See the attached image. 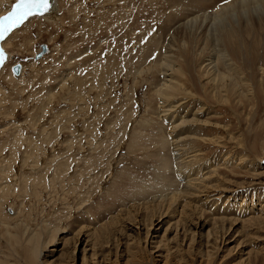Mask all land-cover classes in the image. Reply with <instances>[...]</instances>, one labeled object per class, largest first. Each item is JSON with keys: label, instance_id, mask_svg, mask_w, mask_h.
I'll list each match as a JSON object with an SVG mask.
<instances>
[{"label": "rangeland", "instance_id": "374dc122", "mask_svg": "<svg viewBox=\"0 0 264 264\" xmlns=\"http://www.w3.org/2000/svg\"><path fill=\"white\" fill-rule=\"evenodd\" d=\"M14 3L0 0V16ZM190 3L57 0L55 17L32 16L3 40L0 264H264L260 255L264 223L249 219L264 212V36L259 38L262 45L249 37L245 43L227 45L238 66L234 80L248 85L240 84L234 91L220 88L228 100L213 97L208 76L200 68L216 61L215 47L220 43L204 50L203 40L193 43L197 23L190 20L197 13L183 19L191 11ZM209 9L204 13L213 15ZM203 27L205 37H214V26ZM185 40L190 42L187 61L181 63L189 75L186 91L193 97L183 96L178 103L184 104L175 108L173 120L184 113L192 118L200 104L205 106L194 133L198 138L178 150L169 141L164 147L160 143L163 133L171 136L168 120L174 108L169 105L174 103H167L171 112L163 117L154 93L163 74L155 65L164 54L184 55ZM42 43L49 50L36 58ZM17 62L23 68L19 76L12 69ZM174 152H180V161L181 154L191 159L205 177L219 165L220 179L232 181L228 184L233 187L224 194L211 187L218 183L214 182L209 191L182 197L189 202L184 221L196 222L197 216L206 221L202 229L183 226L176 217L182 215L179 205L167 207L178 211L175 217L166 216L162 207V217L154 218L152 225L142 220L144 213L136 217L141 221H127L133 206L139 212L145 209V198L151 201L150 195L139 193L156 183L159 159ZM226 156L228 160H223ZM248 200L256 202L255 207H243ZM198 207L228 218L222 222L229 229L206 212L191 216ZM122 218L124 225L101 233L106 238L99 244L91 238L86 250L85 243L75 244L79 233L88 230L82 226L88 225L90 233ZM33 234L37 239L28 242ZM53 237L54 244L35 257L33 246Z\"/></svg>", "mask_w": 264, "mask_h": 264}, {"label": "bare ground", "instance_id": "6f19581e", "mask_svg": "<svg viewBox=\"0 0 264 264\" xmlns=\"http://www.w3.org/2000/svg\"><path fill=\"white\" fill-rule=\"evenodd\" d=\"M56 1L57 0H50V8H49V11L46 12L47 13V15L45 16L46 18H48V17L53 18L56 16ZM189 6H191L192 8H190L188 10H191L192 12L190 11V13L188 12L187 14H185V17L183 19L185 22L186 19H188L189 15L197 13V17L195 18V20H193L194 18H192L193 21L190 20L191 23H197L195 25V27H196V29L194 31L195 33L193 34V37H192L193 43L194 42L195 43H199V42L201 43V41L203 40L204 41V43H203L204 47L202 48V50H204L205 46H208L210 44L213 46L214 43H216V42H218L217 44L220 43V46L215 47L216 48L215 57L217 58L216 61L215 60H211V62L208 61L209 63H207L206 66L201 67L200 69L204 71V75L208 76L207 77V80H208L207 84L210 85L213 89V91H212L213 97L219 95L222 98L228 100V97H227L228 93L226 92V90L224 91L220 88L227 89L228 91H234V90H236V88H238L240 86V84L241 85H245V84L242 81H241V83L236 82L233 78V75L236 74L238 71L237 70L238 66L233 59L234 56L232 57L233 53L230 52V50H228L227 45L236 44L238 42L240 44H242L246 37H249L250 40L254 39V41L256 43L260 42L259 38L262 35L264 36V0H223V1L222 0H215V1L214 0H211V1L191 0L190 5L188 4L187 7H189ZM194 7H196L197 9H195ZM210 7H211V9L212 8L213 9H212V13H210L211 11L209 13L213 14V15H206V13H207L206 11L210 10L209 9ZM200 11H203L202 13H204V11H205L206 13L201 15V14H199ZM41 16H44V15H41ZM205 23H208L209 25H211V27L214 26V31L211 34V35H214V37L213 36H212V38H209V36L205 37L206 33H207V29H205V31H206L205 35H204L205 31H203V32L201 31V30H203V28H204L203 26L205 25ZM185 25H186V23H185ZM169 27H171V26H169ZM177 31H179V30H177ZM180 31H181V29H180ZM186 32H188V31H185V33ZM202 33H203V35H202ZM190 34L191 33H189V35ZM182 35H184V34H182ZM6 36L3 39H0V49H3V51H4L3 40L6 38ZM179 36H180V34H179ZM176 38L174 36V40ZM189 39H191V38L189 37ZM181 40H184V39L181 38ZM261 42H262V40H261ZM261 42H260V44H261ZM182 43H184L183 46L181 45L182 50L185 51V53H183L184 55H182V54L177 55L178 53L177 54H171V52H170V54H164L165 55L164 59H162L161 61H158L157 64L155 65L156 66L155 69L156 68L159 69L160 73L163 74L162 78H161V82H160V84H162V85L159 86L158 85L159 83H158L154 87L155 92L152 90L154 93H156V95L160 99V104H161L160 106L162 107L161 108V114L163 117H166L167 112L170 110V109H166L167 103H170L171 101H172V103H174V105H172V106L169 105L170 108L171 107L174 108L173 113H171V114H173V116L170 117L168 120V125H169L168 130L169 131H167V132H168V134L170 133L171 136H167V134H166V136H164L165 134L163 133L162 134L163 138H161L160 143H162L163 147H164L165 146L164 143H167L169 141L171 143V146H173V147L177 146L178 150L182 146V144L188 145V143H191L194 141L193 139L198 138V137H195L196 134H194V133L201 126V125H199V127L197 128V126H198L197 123L200 122L199 119H200V117L203 116V115H199V113H200V111H202L204 109V106H205V105L200 104L199 111L196 112L192 118H188V116L184 115L185 114L184 113V114H179V117L177 120H173V119H175L174 118L175 113L177 112L176 109L180 107L178 105L182 106L184 104V103L180 104L178 102L181 99L185 98L183 96H189V97L192 96L191 93L186 91V89H187L186 85L187 84H185V80L188 78L189 75H187V71L184 69V67L181 63V62H184L182 60L187 61L185 59L186 58L185 56L187 55L186 50L188 49V48H186V46L190 42L188 41V44H187V41L185 40ZM232 46H234V45H232ZM195 47H196V45H195ZM245 47L246 46H244V48ZM168 49H170V48H168ZM175 52H176V50H175ZM178 58H180V59H178ZM5 62H6V54H5V59L3 61V64L0 67V70H1V68ZM220 68H222V71ZM22 69L23 68L21 66V70H20L19 74H16L14 69H13V72L17 76H19L22 73ZM263 71H264V69H263ZM240 74L241 73L239 72L238 75H240ZM239 77L240 76H237L236 78H239ZM242 80H244V78ZM247 85H245V86H247ZM204 87H206V86H204ZM223 92H225V94H223ZM239 94H241V93H239ZM175 100H177V101H175ZM170 112H171V110H170ZM186 112H188V110ZM202 124H204V123H202ZM179 128H180V130L176 131ZM158 146H159V144H158ZM190 147H191V145H190ZM186 148H188V146H186ZM173 150H172V153H173ZM184 150H185V148H184ZM174 153H175V155H172L171 153H166L164 156H162L159 159V167L156 169V176L153 177V178H155L154 181L156 183H149L147 185V187L143 188L142 189L143 191L139 193V195H144L146 197L148 195H150L151 201L147 200L145 198V200L143 202V205L146 204V206L144 207L145 209L140 210L139 212H138L139 209H137L136 205H135V207L133 206L132 210L136 211V209H137V211L135 213H133V215H132V210H131L129 212V215L127 217H125L127 219V221L128 220H130V221L134 220L136 222L141 221V218H140V220H138L136 217L137 216L141 217V215H139V213H144V216H142V220L145 222L148 221L149 223L147 222L148 223L147 225H152L154 218L160 219L162 217L161 214H163L165 209H166L165 214L168 213V214H166V216L172 214V217H175V215L178 211H176L174 209H173V211H170L169 208H167V207L173 206L175 208L176 206L179 205V207H182V209H181L182 215L180 216V214L178 213L176 217H179V221H181V223H183V226H186L187 224H189V225L192 224L195 227V229H200V228L202 229V227L206 226V221L201 219V218H198L197 216L195 217V219L193 218L194 220L197 219L196 222L189 223L188 221L187 222L184 221V220H186V219H184V217H187V216H184L183 212H184V209H186L185 207L187 204H189V202H187V201L184 202V199L182 197L185 196L186 194L187 195L191 194V195H189V199H190V196L195 197V195L197 193H201L200 191H209L208 190L209 189L208 187H210L209 183L213 184L214 182H218L219 184L217 183L216 185H211V187L215 186V187L219 188L220 192H224V194H225V191L228 192L233 187L232 185H229L230 183L231 184L233 183L232 181L220 179V177H219L220 176V173H219L220 166L219 165L213 166L212 170L207 172L208 176L205 177L206 174H203L201 172V168L196 167L195 166L196 164L192 165L193 162L191 159H188V157L186 159L185 158L186 156L184 157L181 154V156H182L181 160L182 161H180V158H179L180 156L178 157L180 152H178V153L174 152ZM176 153H177V155H176ZM181 153H182V151H181ZM198 154L196 156H198ZM195 155H193L194 158L198 159V157H195ZM226 157L223 158V160H228V156H226ZM184 160H186V161H184ZM229 160H230V158H229ZM240 160H241V158H240ZM240 162H238V164ZM193 166H195L196 169ZM255 169H256V165L253 166L252 170H255ZM206 184L208 186H206ZM259 198H256V199H259ZM255 203L256 202H254L253 200H252V202H250L248 200L242 204H243V207L248 206V208H251V207H255ZM162 207L164 208L163 211H162ZM193 207L197 208V205H193ZM198 209H199V211H197V209H195L191 212L190 215L192 216L196 212H197V214L206 212V210L201 209L199 207H198ZM123 212H125V211H123ZM206 213L212 219L221 220V222L228 219V218H222V217L217 218V217L212 216V214L210 215L208 212H206ZM262 213H263V215H260L257 217H256V214H254L255 216H253V217L251 216L249 219L255 218V220L257 222L264 223V221H263L264 220V212H262ZM88 214H90V213H88ZM119 215H121V214H119ZM125 218H122L120 221L118 220L119 222H115L114 220H112V221L102 225L99 230H97V231L95 230V231H92L90 233H86L88 230H90L88 225L82 226V227H86L88 230L85 229V230H87L86 232H83V233L80 232L79 236L76 238V240L74 242L76 245L78 244V242L80 244H82V243L86 244V242L90 244V241L92 240L94 243L99 244L100 242H102V239L106 238V236L104 234L102 235L101 233H103L104 231L106 232L108 230H110V232L116 231V226H118L119 223H120V226L124 225V222L126 221ZM145 222H143V223H145ZM252 222L257 223L255 221H252ZM225 226H226V224L222 222L223 229L228 230L229 228L225 227ZM147 235H149V234L147 233ZM36 237L37 236L35 234H33L29 238L28 242L35 241L37 239ZM86 238H88V239L86 241H84ZM90 238H91V240H90ZM54 242H55V237H53L49 242H46L45 244L42 243L39 246H33L34 256L38 258L40 255H43L44 247L46 250L49 246H52L54 244ZM87 245L88 244H86L84 246V250H86ZM263 246H264V244H263ZM263 252H264V247H262L260 249V255L263 256L264 255V254H262ZM262 258H264V256ZM258 260L260 261V259H258Z\"/></svg>", "mask_w": 264, "mask_h": 264}, {"label": "snow or ice", "instance_id": "6c2138e0", "mask_svg": "<svg viewBox=\"0 0 264 264\" xmlns=\"http://www.w3.org/2000/svg\"><path fill=\"white\" fill-rule=\"evenodd\" d=\"M50 8V0H15L11 11L0 16V39H3L13 29L29 17L43 15ZM5 53L0 49V65L3 64Z\"/></svg>", "mask_w": 264, "mask_h": 264}, {"label": "water", "instance_id": "95a60500", "mask_svg": "<svg viewBox=\"0 0 264 264\" xmlns=\"http://www.w3.org/2000/svg\"><path fill=\"white\" fill-rule=\"evenodd\" d=\"M48 49H49V46L46 43H42L41 44V49L37 52L36 57L39 58L45 52H47ZM21 66H22V63H20V62L15 63V65L13 66V69H14V71H15L16 74H19L20 73Z\"/></svg>", "mask_w": 264, "mask_h": 264}]
</instances>
